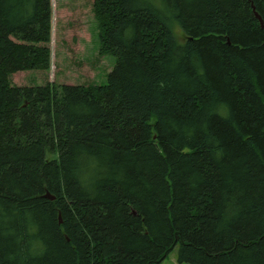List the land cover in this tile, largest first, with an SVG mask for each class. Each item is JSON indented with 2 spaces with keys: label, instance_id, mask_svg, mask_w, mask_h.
<instances>
[{
  "label": "trees",
  "instance_id": "16d2710c",
  "mask_svg": "<svg viewBox=\"0 0 264 264\" xmlns=\"http://www.w3.org/2000/svg\"><path fill=\"white\" fill-rule=\"evenodd\" d=\"M92 13L104 84L16 86L51 0H0V264H264V0Z\"/></svg>",
  "mask_w": 264,
  "mask_h": 264
},
{
  "label": "rangeland",
  "instance_id": "374dc122",
  "mask_svg": "<svg viewBox=\"0 0 264 264\" xmlns=\"http://www.w3.org/2000/svg\"><path fill=\"white\" fill-rule=\"evenodd\" d=\"M93 0H51V64L47 72L27 71L15 74L16 86L102 85L114 66L110 55H99L98 31L92 13ZM179 40L184 37L174 29ZM161 264H179L174 249ZM187 264V263H182Z\"/></svg>",
  "mask_w": 264,
  "mask_h": 264
},
{
  "label": "water",
  "instance_id": "95a60500",
  "mask_svg": "<svg viewBox=\"0 0 264 264\" xmlns=\"http://www.w3.org/2000/svg\"><path fill=\"white\" fill-rule=\"evenodd\" d=\"M255 17L259 21L261 27H263V22H262L261 18L258 16L257 13H255ZM45 198L48 199V200H53V197H51L49 194H46Z\"/></svg>",
  "mask_w": 264,
  "mask_h": 264
}]
</instances>
